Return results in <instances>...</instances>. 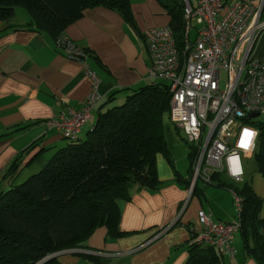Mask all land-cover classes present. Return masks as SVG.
<instances>
[{"label":"crops","instance_id":"0c3cea01","mask_svg":"<svg viewBox=\"0 0 264 264\" xmlns=\"http://www.w3.org/2000/svg\"><path fill=\"white\" fill-rule=\"evenodd\" d=\"M195 1L191 0L193 4ZM130 11L132 25L117 10L87 8L65 29L64 38L85 52L84 61L66 58L52 37L34 31L29 14L16 22L15 15L10 23L0 22V190L3 175L17 157L25 153V164L39 151L48 158L67 144L69 139L50 124L84 110L91 93L84 65L97 75L101 98L89 111L78 138H85L100 112L123 100L130 90L150 83L151 58L142 34L169 26L170 18L156 0H132ZM259 21L264 22V10ZM252 55L264 63V27ZM111 95L114 98L109 101ZM177 153L169 148V158L156 156L157 190L137 185L130 188V200L120 206L118 227L124 233L122 237L109 238L105 227L96 228L83 249L63 251L56 257V264H186L187 244L191 232L200 230L197 212L204 211V206L200 197L188 196L189 152ZM217 188H205L203 198L229 203L227 193L231 191ZM231 198L233 204V195ZM260 215L264 217L263 208ZM217 220L221 222L224 217L219 215ZM233 241L236 254L224 257V262L256 264L240 257Z\"/></svg>","mask_w":264,"mask_h":264},{"label":"trees","instance_id":"16d2710c","mask_svg":"<svg viewBox=\"0 0 264 264\" xmlns=\"http://www.w3.org/2000/svg\"><path fill=\"white\" fill-rule=\"evenodd\" d=\"M131 1L0 0V22L10 23L15 8H23L31 17L34 31L48 34L56 42L87 8L117 10L132 25ZM156 1L167 12L169 27L182 48L185 31L182 0ZM113 98L111 95L108 100ZM169 101L167 84L150 82L130 90L121 105L100 112L85 138L68 140L48 158L42 151L25 164V153L17 157L2 177L0 264H38L59 252L83 249L99 227L106 228L109 238L122 237L124 233L118 227L120 206L130 200V188L137 185L157 190L156 156L169 158L164 137ZM255 126L259 135L251 162L254 172L264 179V123ZM193 155L189 147V163ZM33 163L38 165L37 173L17 183L20 173ZM211 181V186L229 190L242 199L239 232L243 252L256 264H264L262 200L247 179L235 183L214 174ZM206 187L196 183L191 196L202 198ZM187 251L186 264H226L224 257L211 248L188 243ZM45 264H56V258Z\"/></svg>","mask_w":264,"mask_h":264},{"label":"built area","instance_id":"2783aa9c","mask_svg":"<svg viewBox=\"0 0 264 264\" xmlns=\"http://www.w3.org/2000/svg\"><path fill=\"white\" fill-rule=\"evenodd\" d=\"M182 2L185 19L182 48L169 26L145 30L142 37L151 58L148 79L151 83L167 84L169 122L184 134L194 153L187 187L191 196L196 183L210 185L214 174L235 183L243 182L245 160L256 151L259 135L256 118L264 116V63L253 57L252 50L264 27V22L259 21L264 0ZM192 20L198 27L193 42ZM55 46L68 59L85 57L82 49L64 37ZM84 71L91 81L84 110L71 112L68 119L50 124L71 141L78 138L89 119V111L101 98L97 75L87 65ZM246 133L250 134L249 142ZM231 193L238 219L232 223L215 222L199 210L200 230L191 232L189 244L211 248L222 257L235 256L232 239L240 230L242 199Z\"/></svg>","mask_w":264,"mask_h":264},{"label":"rangeland","instance_id":"374dc122","mask_svg":"<svg viewBox=\"0 0 264 264\" xmlns=\"http://www.w3.org/2000/svg\"><path fill=\"white\" fill-rule=\"evenodd\" d=\"M15 16L13 18V21H19L20 17L23 15H27L28 13L20 7L15 8ZM197 25L195 23L194 20H192L191 23V29H190V41L193 42L195 40L196 37V29H197ZM224 76L222 75V78ZM224 83L221 84V88L223 89ZM124 99L119 101V102H114L112 105H110V108L113 106H118L121 105L123 103ZM168 116V115H167ZM256 121L259 123H264V116H260L258 118H256ZM166 130H165V141L167 142L168 147L171 149H175L177 151H179L180 154L181 152H185L188 153L189 152V147L185 142V136L184 134L175 129L174 126L169 122V118H165L164 121ZM247 142H249L250 137L248 135H245ZM45 157V156H44ZM46 158V157H45ZM186 159V163H187V157H185ZM252 157L247 158V160H245L247 168H246V179L251 183V186L253 188L254 193L262 200V207H261V211L262 208L264 209V183H256L258 179H262L264 182V179L256 174L254 172V167L252 165ZM37 163H33L32 165L28 166L27 170L25 171V169L20 173L18 179H17V183H21L23 181H25L27 179V177H29L30 175L37 173L36 167H37ZM208 188H212V186H207ZM206 187V188H207ZM218 190H222L225 193H227V190L223 189V188H217ZM227 195L229 196V203H224L221 204L219 201L217 203L213 202L210 197H205V198H200L201 203L204 206V211L206 212V214L210 215L214 221H218V216L221 215V217H224V220H221V222H225V223H232L235 222L238 217L236 214V210L234 205L232 204V194L230 192L227 193ZM222 206V207H221ZM219 214V215H218ZM233 245L235 246L236 250L238 251L239 256L241 257L242 255L244 256V258H247L245 256V253L243 252V245H242V239L240 236V232L237 231L234 236H233ZM69 251V250H67ZM60 253V252H59Z\"/></svg>","mask_w":264,"mask_h":264},{"label":"water","instance_id":"95a60500","mask_svg":"<svg viewBox=\"0 0 264 264\" xmlns=\"http://www.w3.org/2000/svg\"><path fill=\"white\" fill-rule=\"evenodd\" d=\"M77 60H79V61H84L85 58L82 57V56H78V57H77ZM253 117H255V115H253ZM61 253H62V252L57 253V254H54V255H51V256H49V257H46V258H44L42 261H40L38 264H45V263H47L48 261H50V260L56 258V257H57L59 254H61Z\"/></svg>","mask_w":264,"mask_h":264},{"label":"snow or ice","instance_id":"6c2138e0","mask_svg":"<svg viewBox=\"0 0 264 264\" xmlns=\"http://www.w3.org/2000/svg\"><path fill=\"white\" fill-rule=\"evenodd\" d=\"M245 135H250L249 133H246Z\"/></svg>","mask_w":264,"mask_h":264}]
</instances>
